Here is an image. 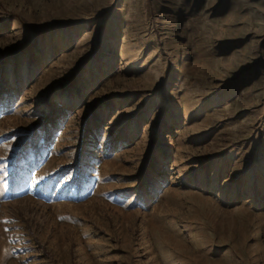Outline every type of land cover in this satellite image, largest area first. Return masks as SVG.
<instances>
[{"label":"rangeland","instance_id":"1","mask_svg":"<svg viewBox=\"0 0 264 264\" xmlns=\"http://www.w3.org/2000/svg\"><path fill=\"white\" fill-rule=\"evenodd\" d=\"M0 264H264V0H0Z\"/></svg>","mask_w":264,"mask_h":264},{"label":"trees","instance_id":"2","mask_svg":"<svg viewBox=\"0 0 264 264\" xmlns=\"http://www.w3.org/2000/svg\"><path fill=\"white\" fill-rule=\"evenodd\" d=\"M37 34H43V33H37Z\"/></svg>","mask_w":264,"mask_h":264}]
</instances>
